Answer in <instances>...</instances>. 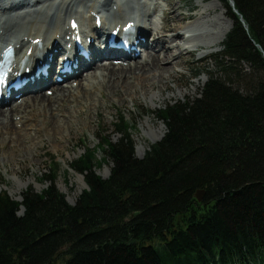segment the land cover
<instances>
[{
  "label": "trees",
  "instance_id": "16d2710c",
  "mask_svg": "<svg viewBox=\"0 0 264 264\" xmlns=\"http://www.w3.org/2000/svg\"><path fill=\"white\" fill-rule=\"evenodd\" d=\"M218 1L233 26L215 70L196 71L198 97L153 113L166 133L142 158L121 116L119 141L70 164L87 185L75 205L57 163L22 201L0 185V264H264V0Z\"/></svg>",
  "mask_w": 264,
  "mask_h": 264
},
{
  "label": "bare ground",
  "instance_id": "6f19581e",
  "mask_svg": "<svg viewBox=\"0 0 264 264\" xmlns=\"http://www.w3.org/2000/svg\"><path fill=\"white\" fill-rule=\"evenodd\" d=\"M162 3L167 4V10L163 9ZM170 6H172V0H0V47L14 43L17 46V61L22 59L31 47L33 48V41L37 38H41L43 42L42 50L48 49L49 46L55 43L58 51L65 49L66 45L70 43V40H67V38H72L75 34L69 29L70 22L74 19L79 22L80 32L78 36L84 40H87L88 37L97 38L98 42L96 45L101 41L100 36L102 38L105 36V31L119 27L125 20L132 21L137 19L138 29L133 37L135 40L139 39V35H141V39L145 37V34L149 35L151 33V38L146 37L144 42L140 41L137 45L138 49L141 48V53L144 51V54V49L147 50L146 59L144 60L143 56L136 57L135 52L120 53L107 48L105 49L106 52L125 57L127 63L129 61L135 62L115 67L112 60L107 61L108 63L105 64L95 60L85 63L81 57L76 55L80 66L86 67V69L85 71L75 72L69 79L81 77L79 82L66 83L63 86L59 85L55 81L54 76L57 75L55 73L51 78V85L53 86L52 95L42 93V90L33 93L29 89H26L22 94L31 92L29 93L31 96L23 98L21 103L18 104L21 98L16 99L18 93H12V96L4 101V107L9 108L4 109V107H0V149H5L6 152H9L7 151L8 146L13 145L12 152L17 155L20 152L19 148H24L25 142L29 141L28 135H31L32 130L29 132L27 129L33 127L37 131L41 130L37 125H30L29 119L25 116L30 117L31 120L38 116H45L44 129L45 127L47 128V136L51 139H55L54 137L57 136L58 130L67 132V129L70 128L68 117L64 115V113L66 115L67 113L61 112L62 108L60 109V107L63 102L68 101V98L72 101L81 99L80 96L86 94L81 86L86 87L93 83L95 92L105 88L112 90V93L117 91L118 88H122L125 94L129 95L131 91L132 95L130 97L133 100L136 91L132 89L131 83L137 82L141 93L146 95L148 90L145 86L151 79L146 74L156 71L160 75L158 78L153 77L154 87L158 89V92L151 97V101L154 102L161 95V88L159 86L162 81L161 74L169 70L160 65L161 61L158 55L165 54L167 55L166 59H170L169 52L177 49L176 44H180L179 49H184V52L180 50L182 54L189 52L188 54L193 55L199 47H209L214 51L220 50L226 35L232 28L231 25L214 26V21L209 16L205 17L208 11L205 8L203 11H206V14L202 13L195 21L191 20L193 22L190 21L189 23L185 18H182L185 24L177 28V35L174 37L172 36L173 34L164 30L166 25H168V16L171 14V12L169 13ZM172 8H174V14L176 15L177 5ZM162 9L164 11L163 18L160 20L153 19L155 17V15L153 16L155 10L161 12ZM96 17H102L100 30L96 27ZM122 25L124 26V24ZM139 30L142 31L141 34L138 32ZM36 49L35 47L33 50L35 51ZM92 49L95 52V49ZM92 49L90 50L92 51ZM53 50L54 48H52L51 52ZM57 54L58 52L55 51L52 53L54 59L60 57ZM92 54L93 58H95L93 51ZM205 57L204 55L200 59ZM114 60L120 59L114 58ZM27 63L34 64V56H28ZM168 64L169 62L165 63L166 66ZM127 68L131 69L128 70ZM116 70L120 72L114 75V71ZM134 71H141L142 73L140 76H135ZM112 74L119 77L117 83L111 80ZM105 78L108 84L104 86L100 85V82L105 81ZM58 86L61 87L58 88ZM72 91L75 94H72ZM78 91L80 92V96L77 95ZM95 92L90 93L93 94ZM87 96L90 98L89 94ZM45 103L47 104L45 105ZM24 107H29L28 111L27 109L23 110ZM90 108H92V105H90ZM59 115L65 116V120L61 125L55 123ZM58 118L60 119V117ZM5 129L8 130L9 134H5L8 137L2 135V131ZM26 150L28 151V149ZM6 159L3 158V161L5 162ZM23 186H27V184H23Z\"/></svg>",
  "mask_w": 264,
  "mask_h": 264
},
{
  "label": "rangeland",
  "instance_id": "374dc122",
  "mask_svg": "<svg viewBox=\"0 0 264 264\" xmlns=\"http://www.w3.org/2000/svg\"><path fill=\"white\" fill-rule=\"evenodd\" d=\"M162 5L165 10L168 9L167 4L163 3ZM176 5L177 13L175 15V10L172 7ZM205 8L208 9L207 12L203 11ZM170 12L171 14L167 19L168 25H166L164 30L173 34L172 36L174 37L177 35V28L185 24L182 18H185L190 23L191 20L195 21L196 18L198 19V17L205 12L207 13L205 17L209 16L210 19L214 21V26L222 27L224 24L232 26V21L228 17L226 8L218 0H172L169 13ZM189 18L190 20H188ZM149 38H151V33H149ZM176 46V50L169 52L171 56L170 59H166L167 55L165 54L158 55L161 61L160 65L169 70L161 74L162 81L159 85L161 88V95L154 102L151 101V97L158 92V89L154 87L153 77L155 76L158 78L160 75L156 71L146 74L151 78L145 86L148 90L146 95L141 93L137 82L131 83L132 89L136 91L133 100L130 97V95H132L131 91L128 95L125 94L122 88H118L117 91L112 93V90H107L105 88L95 92L93 83L90 86H81L86 94L80 96V92L78 91L77 95H79L81 99L72 101L68 98V101L65 103L63 102L60 107V109L62 108L61 112L67 113V115L65 113L64 115L68 117L70 128L67 129V132L58 130L57 136L54 137L55 139H51L47 136V128L45 127L44 129L45 116H38L32 120L30 117L25 116L29 119L30 125H37L41 130L37 131V129L33 127L27 129L29 132L32 130L31 135H28L29 141L25 142L24 145V148L28 149V151L24 148H19L20 152L16 155L12 152L14 148L13 145L8 146L7 151L9 152H6L5 149H0L1 188L9 191V195L17 199L30 187L35 191H40L44 188V185L41 183L44 179V172L48 174V169L50 170L51 167H54V163H57L59 168V177L57 181L58 189L67 196V200L70 203H75L86 186L84 185V177L72 171L70 169V164L82 155L86 148L90 146L97 147L101 144L103 138L111 140L113 143L119 141L121 135L116 133V122L121 116L126 118L131 124L132 129L129 133L136 143L135 154L136 157L142 158L145 152L149 150L150 146L161 141L166 133L165 125L159 120L157 115L153 113L158 112L160 107L167 103L174 104L179 101H184L187 98L193 99L198 97L208 78L206 75H202L200 78L194 79L196 71H214L215 63L213 61V56L220 52V50L214 51L209 47H199L195 50L193 55L188 54L189 52L182 54L180 50L184 52V49H179L180 44H176ZM144 50L143 60L146 59L147 52L146 49ZM204 55L206 57L200 59ZM133 62L135 61H131L130 63L133 64ZM167 62H169L168 66L165 65ZM127 69L129 70L131 68ZM99 72L101 73V71ZM114 72V75H117L120 71L116 70ZM134 72L135 76H140L142 73L141 71ZM244 73H249V69L245 68ZM110 78L114 83H117L119 77L113 76L112 74ZM80 79L81 77H75L69 80L68 83H77ZM106 84H108L106 78L105 81L100 82L102 86ZM60 87L61 86H58V88ZM52 88L53 87L42 93H49V91H52ZM242 88L241 85V89ZM90 92L95 93L92 94ZM72 94H75V92L72 91ZM88 94L90 98H88ZM29 96H31L29 93L24 94L19 103H21L23 98ZM46 104L47 103H45V105ZM90 105H92V108H90ZM28 108L24 107L23 110L27 109L28 111ZM52 110L54 111V109ZM65 116H57V122L55 123L61 125L65 120ZM58 117H60V119ZM6 133H8L7 129L2 131L4 137H8V135H5ZM102 157L105 158V154L99 152V158ZM3 158L6 159L5 162ZM111 166V162L108 160L104 166L98 169V174L103 178H107L110 174ZM66 174L68 178H66L65 181ZM23 184H27V186H23ZM56 264H60V261H57Z\"/></svg>",
  "mask_w": 264,
  "mask_h": 264
},
{
  "label": "water",
  "instance_id": "95a60500",
  "mask_svg": "<svg viewBox=\"0 0 264 264\" xmlns=\"http://www.w3.org/2000/svg\"><path fill=\"white\" fill-rule=\"evenodd\" d=\"M231 4H232V6H234V2H233V1H231ZM236 13H238L237 10H236ZM242 21L244 22L243 19H242ZM204 194H205L204 190H198V191L196 192V198H197V200H198L199 202H202V201H203ZM21 199H22V198L17 199V200H21ZM138 215H139V212H135V213H133L132 218H135V217L138 216Z\"/></svg>",
  "mask_w": 264,
  "mask_h": 264
}]
</instances>
